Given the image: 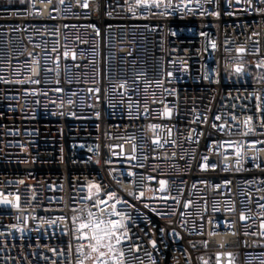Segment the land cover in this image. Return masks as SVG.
Returning a JSON list of instances; mask_svg holds the SVG:
<instances>
[{
  "label": "built area",
  "instance_id": "obj_1",
  "mask_svg": "<svg viewBox=\"0 0 264 264\" xmlns=\"http://www.w3.org/2000/svg\"><path fill=\"white\" fill-rule=\"evenodd\" d=\"M96 218L125 264H264V0H0V264Z\"/></svg>",
  "mask_w": 264,
  "mask_h": 264
},
{
  "label": "snow or ice",
  "instance_id": "obj_2",
  "mask_svg": "<svg viewBox=\"0 0 264 264\" xmlns=\"http://www.w3.org/2000/svg\"><path fill=\"white\" fill-rule=\"evenodd\" d=\"M149 2L150 0H136V3L138 5H147ZM151 3L158 7L160 0H151ZM84 6L86 7L87 4H85ZM33 7L35 8V5H33ZM52 10L54 11L55 9ZM36 14L39 15L41 13L39 12V10H37ZM214 15H219V13H214ZM213 47H215V43H213ZM238 51L243 52L245 50L243 48H240L238 49ZM236 71H241L240 66L236 67ZM169 75H171V73H169ZM216 119H219V117H216ZM202 166L206 167L207 165ZM161 183L163 184L164 182L162 181ZM111 195L112 194H109V196ZM142 195L143 193H141V196ZM4 202L7 203L8 201ZM100 203L104 204L105 201L101 200ZM113 212L114 208L110 209L109 215H112ZM89 215L91 216L92 214L89 213ZM115 215L120 216L121 214L117 212L115 213ZM241 218H244L243 215L241 216ZM79 227L81 230L91 228L92 233L91 235H89L87 232H82L81 234V239H87L90 241L87 245L89 251L85 254L83 246L77 249V251L84 254L85 257L84 260L78 261L77 264H85V260L88 259L92 260V264H125V261L121 259L124 256V251L122 250L121 245L123 241L128 237L126 230L124 234H122L120 231L121 228H124V225L120 220H104L102 218H96L94 220H90L88 223H81ZM262 227H264V224H262ZM152 244L155 247L156 242L152 241ZM136 247L138 250L139 245H137ZM220 255V253H217L218 257ZM228 255L230 256L231 253H229Z\"/></svg>",
  "mask_w": 264,
  "mask_h": 264
}]
</instances>
